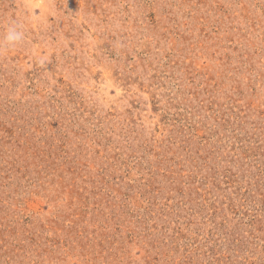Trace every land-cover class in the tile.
Here are the masks:
<instances>
[{
    "label": "rangeland",
    "instance_id": "rangeland-1",
    "mask_svg": "<svg viewBox=\"0 0 264 264\" xmlns=\"http://www.w3.org/2000/svg\"><path fill=\"white\" fill-rule=\"evenodd\" d=\"M0 264H264V0H0Z\"/></svg>",
    "mask_w": 264,
    "mask_h": 264
},
{
    "label": "clouds",
    "instance_id": "clouds-1",
    "mask_svg": "<svg viewBox=\"0 0 264 264\" xmlns=\"http://www.w3.org/2000/svg\"><path fill=\"white\" fill-rule=\"evenodd\" d=\"M23 39V33L17 30L15 25L9 26L5 40L10 46H15L16 43Z\"/></svg>",
    "mask_w": 264,
    "mask_h": 264
}]
</instances>
